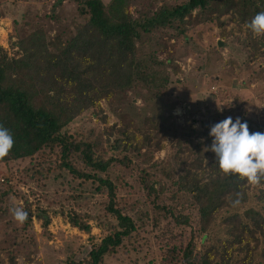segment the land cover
Listing matches in <instances>:
<instances>
[{
    "label": "rangeland",
    "instance_id": "374dc122",
    "mask_svg": "<svg viewBox=\"0 0 264 264\" xmlns=\"http://www.w3.org/2000/svg\"><path fill=\"white\" fill-rule=\"evenodd\" d=\"M188 1L130 0V12L139 20L153 17L164 6ZM57 3L0 0V47L17 57L19 41L37 30L44 31L48 40L68 43L85 20L73 0ZM210 5L193 11L178 31L141 30L137 56L143 76L138 86L101 102L100 109L81 115L68 128L78 142L96 145L95 157L130 160L127 166L116 164L99 173L116 184L119 207L138 226L132 238L105 258V264H163L165 247L183 248L194 239L198 242L195 255L203 248L204 235L217 242L225 238L226 210L216 213L207 225L190 194L174 200L170 186L155 200L142 187L140 174L149 169L150 182L157 178L166 183L162 173L150 167L173 160L181 142L180 157H189L185 167L203 184L212 177L208 165L215 159L212 151L205 150L212 144L211 126L230 116L247 122L250 133H264V36H255L234 11L215 12L223 8L222 0H211ZM146 118H152L155 128L145 123ZM126 128L133 148L113 150V142L122 138L119 130ZM141 129L149 131L150 142L158 141L160 149H142ZM61 156L56 147L47 149L45 156L0 163V264H83L92 247L114 229L116 220L106 211L108 191L93 180L74 176L63 167ZM196 158L201 165L193 162ZM70 160L78 169L92 172L79 158ZM157 203L169 213L158 210ZM28 204L32 211L46 210L51 218L47 228L36 218L24 224L14 220L10 209L20 206L26 211ZM72 212L89 222L91 234L71 226L65 215ZM170 212L189 214L190 226L168 222ZM158 222H162L159 228ZM210 243L206 239L204 245ZM249 245L253 248L255 243Z\"/></svg>",
    "mask_w": 264,
    "mask_h": 264
},
{
    "label": "trees",
    "instance_id": "16d2710c",
    "mask_svg": "<svg viewBox=\"0 0 264 264\" xmlns=\"http://www.w3.org/2000/svg\"><path fill=\"white\" fill-rule=\"evenodd\" d=\"M65 1L57 0V4ZM73 1L85 23L68 43L62 44L60 38L48 40L44 31L37 30L19 41L17 57H11L0 47V124L10 130L15 141L9 155L0 163L34 159L45 156L47 149L59 147L63 167L78 178L93 180L104 187L109 197L106 211L116 224L98 245L92 247L83 264H105V258L132 238L138 226L134 218L119 207L116 184L99 173H106L116 164L127 166L130 160L127 157H95L96 145L84 140L78 142L68 128L81 115L100 109L101 102L138 86L143 76L137 56L141 30L149 32L152 28H168L178 31L187 24L186 17L193 11L210 8L211 0H189L176 6H164L153 17L139 20L130 12V0H111L109 4L103 0ZM222 5L223 8L215 12L234 11L247 24L257 13L264 11V0H222ZM149 122L150 128H155L152 118H146L145 123ZM140 132L145 134L142 149H160L158 141L150 142V136L146 134L149 131L141 129ZM119 135L122 138L113 142V150L129 152L133 148L129 143L132 135L129 136L127 128L119 130ZM155 136L158 137V132ZM183 146L181 142L176 144L173 160L157 162L150 167L159 170L166 183L157 178L150 182L149 169H144L140 172L141 185L145 192L154 195L155 200L160 199L170 186L173 187L171 198L174 200L183 193L190 194L207 225L216 213L226 210L225 238L217 242L204 235L200 241L203 248L195 255L198 242L194 239L183 248L165 247L161 262L264 264V179L259 186H251L237 175H225L215 157L208 165L212 177L202 184L185 167L189 165V157H180ZM142 149L136 150L140 152ZM72 156L79 158L92 172L78 169L70 160ZM199 161L196 158L193 162ZM237 193L241 194V200L239 205L233 206ZM156 206L169 213L165 205L157 203ZM26 212L31 216L27 220L36 218L46 228L51 223L46 210L32 211L28 204ZM170 215L166 219L168 222L181 227L190 226L192 217L189 214L170 212ZM65 218L74 228L92 233L89 222L81 214L72 212ZM157 225L161 227L162 222ZM206 239L211 242L209 245H204ZM249 242L255 243L253 248Z\"/></svg>",
    "mask_w": 264,
    "mask_h": 264
},
{
    "label": "clouds",
    "instance_id": "9594fccd",
    "mask_svg": "<svg viewBox=\"0 0 264 264\" xmlns=\"http://www.w3.org/2000/svg\"><path fill=\"white\" fill-rule=\"evenodd\" d=\"M247 27L255 36H264V11L257 13ZM209 135L213 138L210 148L219 163V168L225 174L237 175L248 184L259 186L264 179V133H250L247 122L240 118L233 121L232 117L210 127ZM14 138L9 129L0 124V160L9 155L14 146ZM241 194H236L233 206L239 205ZM14 220L24 224L28 212L23 207L10 209Z\"/></svg>",
    "mask_w": 264,
    "mask_h": 264
}]
</instances>
